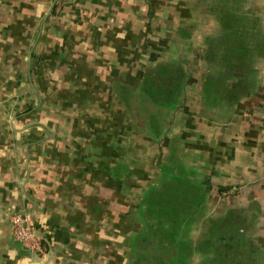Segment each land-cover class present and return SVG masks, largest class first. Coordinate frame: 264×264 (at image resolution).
Instances as JSON below:
<instances>
[{
    "label": "crops",
    "instance_id": "obj_1",
    "mask_svg": "<svg viewBox=\"0 0 264 264\" xmlns=\"http://www.w3.org/2000/svg\"><path fill=\"white\" fill-rule=\"evenodd\" d=\"M73 1L0 0V264H131L139 202L171 152L205 194L175 264H214L242 241L264 264V59L252 93L204 108L202 37L217 27L196 0ZM247 2L264 30V0ZM169 63L187 85L155 139V109L136 103L147 69ZM12 208L40 252L14 238Z\"/></svg>",
    "mask_w": 264,
    "mask_h": 264
},
{
    "label": "trees",
    "instance_id": "obj_2",
    "mask_svg": "<svg viewBox=\"0 0 264 264\" xmlns=\"http://www.w3.org/2000/svg\"><path fill=\"white\" fill-rule=\"evenodd\" d=\"M75 3L78 1L72 2ZM195 7L209 15L217 27L213 34L202 37L205 71L199 81L200 104L204 108L211 107L214 102H219L220 107L233 106L256 89L257 61L264 59L261 19L248 6L247 0H196ZM186 72L182 64L176 63L147 69L139 93L140 105H136L138 109L145 110L147 106L155 109L149 114L152 138L162 136L168 111L179 104V93L187 85ZM158 164L159 172L139 202L138 215L144 218L145 226L144 222L139 226L140 253L134 254L131 264H175L179 230L190 218L200 214L201 209L203 211V181L194 182L196 177L178 164L172 152ZM122 170L118 168L117 177ZM252 263V249L242 241L226 253L216 254L214 264Z\"/></svg>",
    "mask_w": 264,
    "mask_h": 264
},
{
    "label": "built area",
    "instance_id": "obj_3",
    "mask_svg": "<svg viewBox=\"0 0 264 264\" xmlns=\"http://www.w3.org/2000/svg\"><path fill=\"white\" fill-rule=\"evenodd\" d=\"M10 221L14 238L33 252H40L38 234L22 210L11 209Z\"/></svg>",
    "mask_w": 264,
    "mask_h": 264
},
{
    "label": "rangeland",
    "instance_id": "obj_4",
    "mask_svg": "<svg viewBox=\"0 0 264 264\" xmlns=\"http://www.w3.org/2000/svg\"><path fill=\"white\" fill-rule=\"evenodd\" d=\"M193 69H194V71H195L196 74H199V73L201 74L202 73L200 65L198 66L197 64H195ZM149 154H150V152H149ZM150 155L151 156L152 155L155 156V154H150ZM148 166L149 165H146L145 168H144V170H147Z\"/></svg>",
    "mask_w": 264,
    "mask_h": 264
}]
</instances>
